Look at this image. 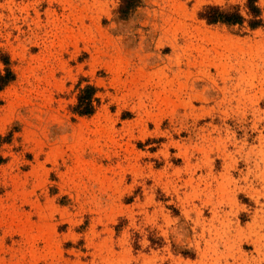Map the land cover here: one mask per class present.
I'll return each mask as SVG.
<instances>
[{
	"label": "rangeland",
	"instance_id": "374dc122",
	"mask_svg": "<svg viewBox=\"0 0 264 264\" xmlns=\"http://www.w3.org/2000/svg\"><path fill=\"white\" fill-rule=\"evenodd\" d=\"M207 5L0 0V264H264V27Z\"/></svg>",
	"mask_w": 264,
	"mask_h": 264
},
{
	"label": "trees",
	"instance_id": "16d2710c",
	"mask_svg": "<svg viewBox=\"0 0 264 264\" xmlns=\"http://www.w3.org/2000/svg\"><path fill=\"white\" fill-rule=\"evenodd\" d=\"M140 4V0H120L123 9L132 11ZM199 16L208 24H225L229 27L246 25L249 29L264 27L262 10L258 0H244L243 8H223L216 5H207L199 13ZM7 64V61H4ZM14 79L12 71L6 67L3 74L0 73V90ZM96 88L93 85L84 86L79 93L78 103L74 112L78 115H91L94 111V95Z\"/></svg>",
	"mask_w": 264,
	"mask_h": 264
}]
</instances>
